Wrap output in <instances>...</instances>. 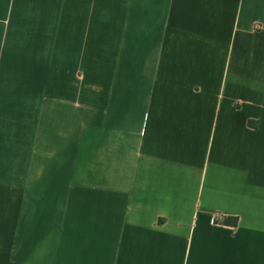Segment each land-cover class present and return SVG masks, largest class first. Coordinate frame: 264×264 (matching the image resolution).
I'll return each instance as SVG.
<instances>
[{
  "label": "crops",
  "instance_id": "1",
  "mask_svg": "<svg viewBox=\"0 0 264 264\" xmlns=\"http://www.w3.org/2000/svg\"><path fill=\"white\" fill-rule=\"evenodd\" d=\"M0 264H264V0H0Z\"/></svg>",
  "mask_w": 264,
  "mask_h": 264
},
{
  "label": "trees",
  "instance_id": "2",
  "mask_svg": "<svg viewBox=\"0 0 264 264\" xmlns=\"http://www.w3.org/2000/svg\"><path fill=\"white\" fill-rule=\"evenodd\" d=\"M236 218H233V220L232 219H226L225 221H224V223L225 224H229V225H236Z\"/></svg>",
  "mask_w": 264,
  "mask_h": 264
}]
</instances>
